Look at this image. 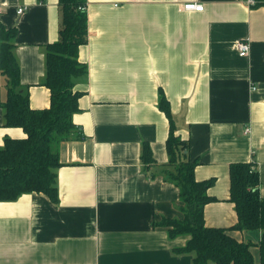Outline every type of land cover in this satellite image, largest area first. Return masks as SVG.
<instances>
[{"label": "crops", "instance_id": "crops-1", "mask_svg": "<svg viewBox=\"0 0 264 264\" xmlns=\"http://www.w3.org/2000/svg\"><path fill=\"white\" fill-rule=\"evenodd\" d=\"M88 41L76 80L84 94L73 122L78 131L59 147V202L29 193L0 203V264H193L177 254L190 235L170 238L164 218L182 219L180 189L168 179L170 120L190 142L198 181L215 180L204 209L208 227L258 244L262 230L239 231L231 201V165L252 164L264 199V6L243 0H82ZM203 4L198 12L186 4ZM25 8L22 15L17 10ZM0 26L16 28L20 87L31 107L48 108V46L60 40L59 0H0ZM250 42L248 56L238 43ZM7 84L0 70V149ZM251 132L245 134V129ZM149 144L155 163L144 164ZM260 264L259 247L252 249ZM209 264H215L210 262Z\"/></svg>", "mask_w": 264, "mask_h": 264}, {"label": "trees", "instance_id": "trees-1", "mask_svg": "<svg viewBox=\"0 0 264 264\" xmlns=\"http://www.w3.org/2000/svg\"><path fill=\"white\" fill-rule=\"evenodd\" d=\"M63 11L60 40L50 44L47 52L46 79L42 85L51 92L48 108L31 107L28 93L20 87V66L15 55L16 28L0 26V70L7 84L4 102V125L23 129L24 139L7 137L0 149V203L16 201L29 193L44 194L54 204L59 202L57 169L62 166L60 145L78 131L73 116L80 110L83 92L76 80L87 75L88 67L79 60L80 48L88 41V16L82 0H59ZM254 7L264 6L256 0ZM160 109L170 120L167 142L168 179L180 189L182 219L164 218L156 227L166 228L170 238L190 235L186 246L177 254L194 255L193 264H256L252 249L259 247L260 264H264V199L260 196V175L252 164L231 165V201L235 204L239 231L262 230L258 244L239 242L229 231L206 225L205 206L214 201L208 193L215 180L198 181L197 160L190 158V142L177 133L168 99L160 98ZM142 160L152 165L155 160L149 144L144 145Z\"/></svg>", "mask_w": 264, "mask_h": 264}, {"label": "built area", "instance_id": "built-area-1", "mask_svg": "<svg viewBox=\"0 0 264 264\" xmlns=\"http://www.w3.org/2000/svg\"><path fill=\"white\" fill-rule=\"evenodd\" d=\"M47 0H39V2L44 3ZM248 6L254 7L256 5V0H243ZM204 5L203 4H186L185 5V9L187 10H195L198 12H202L204 10ZM86 7H82V10H85ZM1 12V9H0ZM25 12V8L24 7H20L17 10L18 15H22ZM238 50H239V54L242 57H246L249 54L250 51V42L248 40H242L238 43ZM251 132L250 128H246L245 129V134H249Z\"/></svg>", "mask_w": 264, "mask_h": 264}]
</instances>
